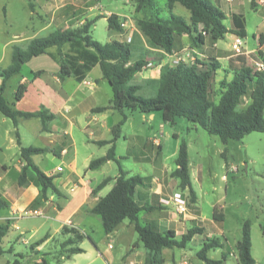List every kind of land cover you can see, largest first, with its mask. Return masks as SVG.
Returning <instances> with one entry per match:
<instances>
[{
  "label": "trees",
  "instance_id": "trees-1",
  "mask_svg": "<svg viewBox=\"0 0 264 264\" xmlns=\"http://www.w3.org/2000/svg\"><path fill=\"white\" fill-rule=\"evenodd\" d=\"M36 1L28 0L31 11H36ZM177 3H181L191 12V21L182 15L174 13ZM254 9L258 7L257 0H251ZM136 11L139 13L155 12L148 18L137 20L138 30L147 38L152 47L162 48L172 53L179 38L190 35L196 46L205 43L206 37L213 41L223 39L228 33L246 37V18L242 13H234L233 27L225 23L227 14L214 3L213 0H166L170 16H162V8L158 0H135ZM99 17L88 19L84 24L69 28L60 27L50 34L37 37L28 46L19 44L13 46L11 64L0 69V111L14 121L18 126L20 118L39 117L44 129L47 130L49 121L54 114L43 106L37 111H22L15 109L5 97L8 81L21 72L24 63L33 57L48 53L52 47L57 48L55 55L60 64V78L75 77L83 81L87 74L100 65L103 78L112 85L113 97L109 106L94 108V112H103L109 108L123 112V118L114 125L113 139L99 141L100 144L111 143L112 146L104 156L92 160L90 169H99L106 162L113 160L118 163V175L104 179L95 189L97 193L105 186L113 183L111 190L102 196L99 203L92 209L93 213L102 216L105 232L111 234L126 219L135 224L140 240L147 248L145 264H165L163 250L165 248H184L194 235L203 232L201 227H192L177 238L176 231L169 229L161 232L150 224L143 225L139 221V213L143 209L136 199L139 186L146 185V178L140 174L130 175L123 167L116 153L115 142L122 136L123 126L128 116L125 109L140 110L144 113L163 112L166 122L174 124L177 117H187L198 123L212 134L221 137L224 143L230 139L241 140L253 131L264 132V68L246 64L245 56L240 53L243 64L232 66L225 70V77L217 84L216 75L222 65L216 58L207 61L196 59L194 63L182 62L177 65L166 64L162 67L158 79L149 78L140 82H133L136 74L148 64L147 58L134 59V44L128 41L113 39L102 43L93 38L91 30ZM121 16L113 13L108 16L111 32H123ZM68 47V48H67ZM67 48V51L64 49ZM259 59L264 62V53L259 52ZM232 77L229 78V74ZM39 74V72L37 73ZM228 74V75H227ZM28 89L27 83H20L15 92V101L21 100ZM21 145V141L18 138ZM57 149L21 145V157L24 165L18 178L21 186L34 181L40 185L41 191L33 201L32 206L43 204L49 199L52 191L61 195L60 189L54 183V176L43 171L33 159L36 154ZM177 168L173 176L180 179L182 189L189 188L192 199L196 200V193L192 187L190 175L189 148L186 141H182L176 158ZM9 203L0 197V209H5ZM214 219L222 221L223 216L216 207ZM11 229V220L0 224V254H4L2 243ZM42 240L38 241L41 242ZM224 245L219 239H207L198 252V256L205 264H224L222 259H212L208 256L211 249ZM238 258L241 264H255L252 254V236L250 221L243 227L242 239L237 244ZM72 253L83 252L80 247L71 249ZM14 264H21L19 259Z\"/></svg>",
  "mask_w": 264,
  "mask_h": 264
},
{
  "label": "crops",
  "instance_id": "crops-1",
  "mask_svg": "<svg viewBox=\"0 0 264 264\" xmlns=\"http://www.w3.org/2000/svg\"><path fill=\"white\" fill-rule=\"evenodd\" d=\"M213 1L227 14L225 23L229 28H232L234 26L233 14L243 12L239 4L241 0H238V2H236L237 0ZM249 1L251 2V0ZM257 1L258 7L260 4L264 7V2ZM81 4L86 5V8L82 12H79V6H81ZM99 10L103 16H99L95 24L102 19L108 20L109 14L113 12L91 5L89 0H37L35 12L40 13L43 18H46L44 21L41 20L42 22L39 30L46 31V35H48L60 27L69 28L78 26L88 19H93L100 14L96 12ZM242 14L245 16V13ZM119 15H123V17L127 16V14L124 15L122 13H119ZM188 21H191V16ZM227 21H230V23L228 24ZM248 32L249 27L246 18V33L248 34ZM139 33L141 32L139 31ZM113 34L115 35V33H112V35ZM257 34L258 35H254L257 41V47L248 48L247 45L244 46L242 55L245 56L246 64L248 65H254L253 63L260 61L259 52L262 51L264 53V21L258 29ZM141 36H143L145 40L143 44L145 51L150 50V53L153 52L157 56H155L153 60H151V57L147 58L156 65L154 64L150 68H143L150 69L151 71V74L144 76V79H158L161 75L162 67L166 64L172 65V56L162 48L150 46L147 38L142 33ZM235 36L234 33L230 32L223 39L218 41H213L210 37H206L204 44L196 46L190 35L185 34L179 38L174 50L191 49L195 53H198V59L204 61H207L209 58H216L222 65V69L220 70L225 72V70L230 69L232 66L238 67L243 64L241 55L235 53L232 49ZM37 37L38 36L34 38ZM53 49L57 48H50L48 53L35 56L24 63L21 72L11 78L13 79L16 77L12 99H8L6 96V90L11 79L7 83L5 97L17 110L37 111L45 106L49 110V113L55 115V118L48 122L47 130L44 129V124L39 117H33L39 119L38 123L41 122V124H39V133L42 135L45 142H47L45 146L36 147L49 148L50 150L57 149L56 151L58 154L52 151L50 152L56 157H60L61 161L55 164L52 171L50 170L49 172L43 170L37 164L34 158L35 155L33 159L43 171L55 177L54 183L60 189L61 195H57L50 191L49 199L46 202L38 206H32L33 201L40 194V185H37L34 181L25 186L19 185L18 178L24 165V161L21 157V145L27 146L24 145L23 137L19 132V126L24 123L27 124L28 120L32 119L20 118L19 124L16 126L17 143L20 149L19 159L16 165L13 166L8 164V162L0 163V197L4 198L9 203L7 208L0 209V224L11 220V229L4 237L2 245L6 251L11 252L15 257L19 256L17 259L20 260L21 264L24 263L20 257L23 258L24 254L14 249L12 246V244L17 242H23L26 246L30 247L32 253L38 256L34 264H145L148 250L144 244L145 250L142 249V243L138 242L133 247L126 246L125 249L127 250V254L125 255H117L112 250L115 248V245L109 240L113 238V235L124 225L125 220L114 232L106 234V236L102 234L100 237L94 238L89 234V232L95 231V219L98 220V225H103L102 216L93 213L92 209L99 203L101 197L107 194L102 193L103 189L109 187L111 190L113 183L105 186L97 193L94 192V189L104 179L118 175V173L115 175L110 173L111 170L109 168L113 167L112 163L116 162L113 160L106 162L99 169H90L89 167L92 160L108 153L112 144H100L99 141L112 140V129L114 125L123 118V116L118 119L116 117V119H111V121H109L111 114H113V116L116 115V110L112 108L103 112L92 111L96 107L110 105L113 94L110 95V93H107V102L101 104L97 92L107 83L110 85L111 91H113L112 85L107 79L103 78L101 67L98 64L87 74V77L83 81H78L73 77L76 82L72 89L71 85H69L70 87H66L67 78H60V64L58 57L55 55L57 50ZM12 56L13 48L9 55L6 54L4 57L0 58V69L6 68L11 64ZM25 67L28 69L27 72H24ZM38 72L39 74H37ZM1 82L2 78L0 77V83ZM20 83H27L28 89L21 100L15 101V92ZM84 86L91 90V94H87L85 90H83ZM150 114L151 119L156 117L155 112ZM79 117L85 118L82 120L83 128L90 136L86 140L87 144L85 146L88 151L86 150V152L82 154L73 133L75 121H78ZM128 121L129 117L125 124H127ZM133 137L137 139V144H132V147L130 144H128V146L127 144L125 145V143H129V140ZM18 138L21 141V145ZM140 138L142 143L139 142ZM121 141L122 145H125L122 152L119 151V144ZM115 144L116 153L120 160L132 154L135 160L142 161L147 159L150 161L149 164L152 165L151 171L148 170L145 174L139 173L146 178V185L137 188L136 199L142 206L148 208L143 209L139 213V221L141 224H150L161 232L173 229L176 231L177 238L180 239V236L186 233V229L189 230L192 228V226L189 225L191 218L189 219L188 217H190V215L201 222L202 211L196 206V213H192L189 208L190 213L188 215H182L176 212L175 207L162 204V199L168 198L175 192L182 191L188 196L190 190L189 188L185 190H174L176 186H180V179L172 176L177 165L176 168L172 169L162 160H159L160 150L157 152L154 151L153 154L150 151L148 152L149 147L154 144L161 146V142L158 138L155 136L150 137L149 135H142L140 131L136 133L128 130L124 131L123 127L122 136ZM91 145H99V147H102V153H100L98 157L94 155L95 153L87 154L90 151ZM130 149H132V151ZM59 167H62L63 170L59 171ZM127 171L130 175H135L129 170ZM12 172H14V178L9 179L8 177ZM190 175L192 187L194 189L191 169ZM194 191L196 193V200L194 203H196L199 197L197 191L195 189ZM57 197L59 198L58 201ZM32 210H38L39 213H27ZM32 216H37L42 219L39 227L35 228L25 223V220ZM206 221H208L207 224H212L214 227H220L222 225L221 222L215 219L206 218ZM45 224L54 225V235H51L49 231L45 235L38 237L40 229H42ZM29 232L31 235L27 237ZM198 235L199 233L195 234L187 246L182 248L185 252L181 254L180 259H174L176 253L172 252V264H188L187 261L183 263L182 259L188 254L187 249L190 243L196 240ZM208 235H211V233ZM33 237L36 239H31ZM6 240L8 244H11L10 248L5 247ZM40 240L42 241L38 243ZM105 240L108 241V244L107 248L103 249L102 244ZM75 247L82 248L83 252L72 253L71 249ZM168 249L171 250L173 248H165L163 250L165 264H169L168 257L165 253ZM51 250L55 251V255L50 256ZM47 257L49 259L53 257L52 261L48 262ZM2 264L14 263H12L11 260H6V263Z\"/></svg>",
  "mask_w": 264,
  "mask_h": 264
},
{
  "label": "rangeland",
  "instance_id": "rangeland-1",
  "mask_svg": "<svg viewBox=\"0 0 264 264\" xmlns=\"http://www.w3.org/2000/svg\"><path fill=\"white\" fill-rule=\"evenodd\" d=\"M89 2H91V5L98 6L100 9L113 11L112 14H127L124 17L122 15L121 19H127L134 26V39L132 40L133 44L136 40L134 44V59L140 57H151V60L154 59L156 55L153 52L150 53V50L145 51L143 48L145 40L138 31L137 20L151 17L155 12H137L135 0H89ZM239 4L241 11H243L242 13H245L249 27L247 38L242 37L244 43L243 49L246 45L248 48L257 47V41L254 35H258V29L264 21V7L260 4L258 10L254 9L249 0H241ZM158 6L162 8V16H170V12L166 6V0H158ZM79 7V12H82L85 10L86 5L81 4ZM96 12L100 13V10ZM174 13L190 20V10L181 3L176 4ZM99 16L103 15L100 13L97 17ZM41 20L44 21L46 18H43L38 12L31 11L28 6V0H0V58L6 54L9 55L15 44L26 48L30 40L34 37H43L46 35V31L39 30ZM227 23L229 24L230 21H227ZM112 33L109 29L107 19L99 20L91 30L93 38L102 43H106L110 39L127 40L125 36H120L116 32H114L115 35H112ZM67 48L64 50L67 51ZM194 54L196 57L198 56V53L194 52ZM253 64L257 66L256 63ZM27 71L28 69L25 67L24 72ZM150 74V69H143L136 74L133 82H140L144 79V76ZM225 75L224 71L218 70L216 75L217 84ZM231 77L232 74L230 73L229 78ZM15 82L16 77L10 80L6 90L8 99H12L13 97ZM75 82L73 77L67 78L66 87L71 85L72 89ZM83 90L87 94H91V90L85 86ZM97 93V96L100 98L99 102L105 104L108 97L107 93L112 95L113 91H111V87L107 83ZM115 112L116 115L113 116L111 114L109 121L123 116V112L117 110ZM124 113L129 117V121L123 126L124 131L128 130L135 133L140 131L142 135L158 138L161 146L154 144L149 147L148 152L150 151L153 154L154 151L157 152L160 150L159 160H162L172 169L176 168V158L181 142L184 140L188 144L193 186L199 197L198 201L194 203L195 201L189 193V208L192 213H196V207L202 211L201 222L190 215L188 217L189 219L191 218L189 225L192 227H201L203 232H200L196 240L190 243L187 249L188 254L182 259V262L187 261L188 264H205L198 256V252L207 239L217 238L224 245L211 249L208 252V256L212 259H222L225 257L224 264H241L238 258L237 244L242 239L244 224L249 220L251 224L252 254L256 260L255 264H264V132L253 131L241 140L230 139L228 143H224L219 135L208 132L201 125L190 121L187 117H177L175 123L171 124L164 120L161 110L155 111L156 117L154 119L150 118V113H144L140 110L132 111L125 109ZM83 119L85 118L79 117L73 127V133L81 154L86 152V150L88 151L85 146L87 144L86 140L90 137L89 133L83 128ZM38 122L39 119L32 118L28 120L27 124L24 123L19 126V132L23 137L24 145H47V142H45L39 133V124L41 122ZM16 130L14 121L0 111V163L8 162V164L13 166L16 165L19 159L20 149L17 143ZM139 142L142 143L141 138ZM126 144L127 146L130 144L132 147V144H137V139L133 137ZM124 146L121 141L119 151L122 152ZM89 150L87 154L95 153L94 155L98 157L103 149L99 145H91ZM130 150L132 151V149ZM34 158L43 170L49 172L50 170L52 171L55 164L61 161L60 157H56L50 151L36 154ZM121 163L125 169L133 174H145L146 171H151L152 168V165L149 164L150 161L147 159L137 161L132 154L126 158H122ZM112 164L113 167L109 168L111 170L110 173L115 175L118 173V163L115 162ZM8 178H14V172ZM109 190V187H106L102 193L106 194ZM174 190L184 189L181 186H176ZM58 200L59 198L57 197ZM216 207L223 216L220 227H214L212 224H207L208 221H206V218L214 219ZM94 221L95 231L89 232V234L94 238L100 237L102 234L106 236L107 233L103 225H98L97 219ZM41 222L42 219L37 216H32L25 220V223L35 228L39 227ZM53 229V224H45L40 229L38 237L45 235L49 231L51 235H54L55 232ZM185 231L187 232L188 230L186 229ZM210 233L211 235H208ZM30 235L31 233L29 232L27 237ZM31 239L35 240L36 238L33 237ZM109 241L115 245V248L112 250L117 255L127 254L126 246L133 247L138 242L142 243L139 233L130 219L124 221V225L120 227L119 231ZM107 242L106 240L103 242V249L107 248ZM12 246L24 254L23 258L20 257L24 264H34L38 256L31 252L29 246H26L23 242H17L12 244ZM5 247H11V244H8L7 240ZM142 249L145 250V247L143 246ZM172 252L176 253L174 259H180L181 254L185 250L179 247L166 250L165 253L168 257L169 264H172ZM53 255H55V251L51 250L50 256ZM17 258L19 256L15 257L11 252L6 251L4 254H0V264L6 263V260H11L14 263ZM52 258L49 259L47 257L48 262H51Z\"/></svg>",
  "mask_w": 264,
  "mask_h": 264
},
{
  "label": "built area",
  "instance_id": "built-area-1",
  "mask_svg": "<svg viewBox=\"0 0 264 264\" xmlns=\"http://www.w3.org/2000/svg\"><path fill=\"white\" fill-rule=\"evenodd\" d=\"M259 2H264V0H259ZM121 25L123 27V32L117 34H119L120 36L127 37L126 41L131 42L134 36V26L130 24L127 21V19H121ZM232 49L237 54L244 52L243 38L241 36L237 35L235 37L232 43ZM170 54L173 60L172 65H177L182 62L194 63L197 59V57L194 54V51L191 49L173 50V52ZM154 64H155L154 62L149 61L148 64L144 66V68L151 67ZM256 65L257 68H264V62L258 61L256 62ZM58 169L59 171L63 170L62 167H59ZM162 204L175 207L176 212L182 215H188L190 213L189 211L190 200L188 196L182 191H177L168 198L162 199ZM27 213L38 214L39 212L38 210H32Z\"/></svg>",
  "mask_w": 264,
  "mask_h": 264
}]
</instances>
